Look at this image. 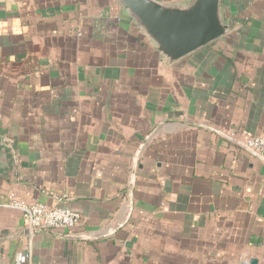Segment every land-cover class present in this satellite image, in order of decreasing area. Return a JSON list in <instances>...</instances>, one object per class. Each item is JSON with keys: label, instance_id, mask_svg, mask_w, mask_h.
I'll use <instances>...</instances> for the list:
<instances>
[{"label": "crops", "instance_id": "obj_1", "mask_svg": "<svg viewBox=\"0 0 264 264\" xmlns=\"http://www.w3.org/2000/svg\"><path fill=\"white\" fill-rule=\"evenodd\" d=\"M223 12L163 64L116 0H0V264H264V0ZM11 195L80 222L31 232Z\"/></svg>", "mask_w": 264, "mask_h": 264}, {"label": "water", "instance_id": "obj_2", "mask_svg": "<svg viewBox=\"0 0 264 264\" xmlns=\"http://www.w3.org/2000/svg\"><path fill=\"white\" fill-rule=\"evenodd\" d=\"M122 13L153 46L163 64L174 63L223 37L231 24L223 0H116ZM240 146L264 163L261 156ZM83 240V237H70ZM249 264H257L250 259Z\"/></svg>", "mask_w": 264, "mask_h": 264}, {"label": "built area", "instance_id": "obj_3", "mask_svg": "<svg viewBox=\"0 0 264 264\" xmlns=\"http://www.w3.org/2000/svg\"><path fill=\"white\" fill-rule=\"evenodd\" d=\"M243 145L264 160V135L243 134ZM7 206L21 213L25 227L31 232L71 230L81 219L76 210L50 207L41 203H26L10 196ZM264 243V235L262 238Z\"/></svg>", "mask_w": 264, "mask_h": 264}]
</instances>
